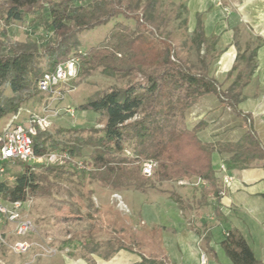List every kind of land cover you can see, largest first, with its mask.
I'll return each mask as SVG.
<instances>
[{"label": "trees", "instance_id": "trees-1", "mask_svg": "<svg viewBox=\"0 0 264 264\" xmlns=\"http://www.w3.org/2000/svg\"><path fill=\"white\" fill-rule=\"evenodd\" d=\"M161 4V0L0 2V22L3 24L22 21L26 15L34 13L39 18L42 12H46L47 16L40 22L51 30V36L42 44L34 40L8 42L0 38V120L17 112L22 103L40 104L45 94L37 89L38 78L71 55L78 57V64L84 65V71L101 68L112 74L138 75L141 81L137 84L111 88L81 105V109L106 117L102 135L90 138L95 145L94 158L103 160L105 152H121L126 140H135L141 146L136 151L140 161L147 158L156 161L152 177L172 181L200 178L205 182L200 189L201 196L217 199L221 196L218 194L221 185L213 168L212 155L218 153L228 169L247 168L256 159L262 160L264 166V144L254 129L252 113L238 106L240 91H234L233 87L221 89L218 81L207 72L209 63L219 53L207 55L212 47L208 42L213 35L205 34L200 14L196 15V26L190 40L197 49L203 47V57L207 60L203 61L205 67L202 71L193 72L179 50L185 45L183 28H187V6L178 3L171 11H159ZM119 16L134 20V26L114 21L101 41L83 52L77 51L79 33L107 24ZM175 20L178 22L173 31L168 24ZM177 34L179 41H176ZM259 45L260 42L252 48L246 63H251L250 73L257 66L255 53ZM44 61L46 71L41 65ZM237 81L238 75L233 84ZM247 81L245 73L242 84ZM6 90L9 94L5 93ZM205 94H213L221 107H228L231 114L244 121L246 130L237 140H202L199 132L208 125L205 118L191 128H165V121L174 108L183 114ZM75 141L60 142L49 132L39 131L32 139V146L36 154L59 149L74 156L78 154L76 143L82 138L75 137ZM105 161L107 166L113 162ZM128 162L129 159L121 158L114 167L115 171L126 174L124 165ZM13 164L21 165L23 169L13 185L0 183V195L10 201L25 200L42 187L33 165L21 161ZM114 169L108 168L106 173L114 172ZM139 171L133 183L136 188H142L148 179ZM173 200L178 201L176 198ZM220 245L233 264H263L255 258L252 248L235 227L226 230ZM132 264L163 262L156 255H141L140 261Z\"/></svg>", "mask_w": 264, "mask_h": 264}, {"label": "rangeland", "instance_id": "rangeland-1", "mask_svg": "<svg viewBox=\"0 0 264 264\" xmlns=\"http://www.w3.org/2000/svg\"><path fill=\"white\" fill-rule=\"evenodd\" d=\"M5 1L7 0H0ZM127 1L130 0H124ZM219 1V4L215 1L214 6L223 7V1ZM161 2L159 11H171L175 4H186L187 0ZM46 16L47 13L42 12L39 18H36L34 13L26 15L22 21L8 24L1 21L0 38L8 42L34 40L42 44L51 36V30L40 22V19L43 20ZM186 17L187 28H183L185 45L179 50L191 71L199 72L204 69L203 61L207 59L203 57V47L197 49L192 44L190 39L193 30L188 28V12ZM117 20L134 26V20L120 16L110 21L109 25ZM177 22L178 20L171 21L168 24L169 29H175ZM107 32L108 25L103 24L79 33L80 44L77 51L83 52L90 45L98 43ZM210 34L213 38L209 40L208 45L211 44L212 47L207 55L218 52L219 56L209 63L207 72L218 81L221 89L233 87L234 91H240L238 106L252 109L256 128L264 140V81L256 75L257 67L250 73L251 63L246 64L259 39L244 28H238L231 40L235 47V56L227 68L220 62V56L229 45L222 48V34ZM177 36L176 41H179V34ZM41 65L44 70L47 69L46 61ZM83 68L82 63L78 64L75 77L62 83L59 86L60 94L53 99L47 100L45 95L40 104H33L31 101L22 103L17 112L9 113L0 120L1 130L7 125L24 122L30 115L47 114L50 121L47 132L55 139L74 143L75 137L82 138V141L76 143L78 154L73 158L89 162L91 168L87 170L90 172H86L71 163L32 164L42 188L22 200L20 206V215L30 220L31 229L26 235L20 236L16 234L13 222L0 219V264H132L139 261L141 255H156L163 264L173 263L167 247L170 250L175 249L176 229L183 234L195 232L199 235L198 246L204 250L203 238L210 236L216 221L223 219L216 218L214 204L201 203L200 188L203 184L198 182L196 177L186 181H172L150 176L142 188H136L133 183L140 169V159L136 151L141 146L135 140H126L121 152H105L103 160L94 158L95 145L90 138L96 139L102 135L101 128L106 117L104 114L81 109V105L111 88L137 84L141 78L135 74H112L101 68L90 71H84ZM245 73L248 75V81L242 84ZM237 75L239 81L234 85L233 81ZM5 93L9 94V90ZM45 100L47 102L44 107L42 103ZM176 110L174 108L165 121L166 129L190 128L189 125L194 121L196 123L204 118L197 119L191 108L183 114ZM217 110L212 109V115L206 118L210 130L209 137L205 139L210 141L223 138L224 135L221 134L226 133L230 126L226 125L219 131L217 127L222 124L223 119L233 115L228 108L219 112V115L216 114ZM137 115H140V112ZM121 158L129 159L124 165L126 174L114 169ZM105 160L113 162L107 166ZM262 162L256 159L249 167L261 165ZM101 167L105 168L101 170ZM111 167L114 172L106 173ZM22 169L21 165L10 163L2 176V182L13 185ZM228 187L223 186V194ZM174 198L178 200L176 204L185 219L183 227L177 222L178 212L174 214L172 207L165 209L168 199ZM0 199L3 202L8 201L2 195ZM209 205L212 206L211 211ZM162 206L168 212L167 216L165 211L161 210ZM208 211L211 215L202 219L201 216ZM220 227L223 228L221 225ZM19 238L29 243V248L23 253H16L11 248L12 243Z\"/></svg>", "mask_w": 264, "mask_h": 264}, {"label": "crops", "instance_id": "crops-1", "mask_svg": "<svg viewBox=\"0 0 264 264\" xmlns=\"http://www.w3.org/2000/svg\"><path fill=\"white\" fill-rule=\"evenodd\" d=\"M215 1L217 4L220 2L219 0H187L188 28L194 30L196 15L200 14L206 35H209L211 32H216L218 35L222 34L220 36L223 37L220 39L222 40L220 46L222 48H225L227 45L229 46L221 54L220 62L227 68L230 67L233 62L232 57L235 56V47L231 43L233 33L238 28H244L249 31L260 42L255 53L257 64L255 73L261 81H264V0H222L223 7L214 6ZM107 25L109 30L111 25L109 23ZM190 108L197 119L201 117L206 119L208 116H211L212 109H218L216 111L218 115L220 114L219 112L225 109L220 106L218 99L213 94H205L199 97ZM239 108L252 113V109L250 108L244 109L240 106ZM230 116L232 117L223 119L222 124L217 127L219 131L226 125L230 126L225 131L226 133L221 134L224 135L223 138H217L216 140H237L245 132L246 125L244 121L234 115ZM252 117L254 129L264 144V140L256 128L253 114ZM193 124L189 125L190 128ZM209 128L208 125L204 130L199 132L200 138L204 141H210L205 139L209 137ZM212 163L216 176L219 178L220 185L222 186V179H220L222 173L219 171V166L223 163L222 157L218 153H214L212 155ZM227 173L232 176V181L228 184L229 187L225 191V194L217 199L212 196H207L204 199L200 195L201 203L210 202L215 205L216 218H222L223 221H216L217 223L213 226L211 235L205 237L203 241L204 250L198 246L199 235L193 231L183 234L176 229L174 237L175 249L170 250L167 247L168 254L173 262L172 264H202V257H205L204 264H233L220 245L226 230L230 227H235L242 233L252 248L255 258L264 264V166L261 164L244 169H227ZM209 206L211 211L212 206ZM163 207H161V210L165 211L166 216L168 215V212L165 210L166 207H172L174 214L178 212V216L176 215L177 222L180 227H183L185 219L176 202L168 199L165 209ZM210 211L205 212L201 218L206 219V215H211Z\"/></svg>", "mask_w": 264, "mask_h": 264}, {"label": "built area", "instance_id": "built-area-1", "mask_svg": "<svg viewBox=\"0 0 264 264\" xmlns=\"http://www.w3.org/2000/svg\"><path fill=\"white\" fill-rule=\"evenodd\" d=\"M78 57L71 55L65 61L58 63L52 70L44 72L37 80V89L47 96V100L53 99L59 95V86L75 77L77 74ZM42 105L45 107V102ZM67 111H71L67 109ZM50 126L48 115L42 113L40 115H30L24 122L7 125L0 130V183L2 176L6 172V165L21 161L32 165L36 164H56L63 165L67 163L73 164L79 170H90L89 162L78 161L66 150L47 151L42 154H36L32 146V139L39 131H47ZM140 173L144 177H150L156 167V161L150 158L142 159L140 162ZM222 173V186L218 191L221 196L224 193L223 186L228 185L232 181V176L227 173L226 166L222 163L219 166ZM198 182L205 185L200 178H196ZM185 181L188 179H184ZM182 181V180H180ZM22 200H13L3 202L0 199V219L4 218L15 224V232L17 235L23 236L31 229L29 219L20 215V206ZM11 248L16 253H23L29 248V243L19 238L15 240ZM202 264L205 263L204 257L201 259Z\"/></svg>", "mask_w": 264, "mask_h": 264}]
</instances>
